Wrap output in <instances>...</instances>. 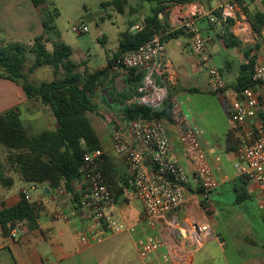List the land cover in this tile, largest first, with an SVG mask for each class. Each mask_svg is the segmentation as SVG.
Returning <instances> with one entry per match:
<instances>
[{"label":"crops","instance_id":"obj_1","mask_svg":"<svg viewBox=\"0 0 264 264\" xmlns=\"http://www.w3.org/2000/svg\"><path fill=\"white\" fill-rule=\"evenodd\" d=\"M129 1L121 13L125 19L116 40V50L106 54L107 62L118 49L120 33L128 29L131 33L136 32V27H142L148 16L145 7L129 6ZM229 2L234 5V11L232 15L225 16L221 11ZM110 4L116 7L113 1L106 6ZM192 11L198 12L195 25L207 39L214 65L226 82L227 88L222 96L211 91L207 71L190 51V34L185 25ZM257 14H264V0H192L167 9L166 18L170 28L163 40L167 51L163 76L170 84L169 98L181 103L188 120L200 131L202 148L219 181V186L209 193L208 199L204 198L193 175L192 165L183 153L175 127L166 121L172 154L189 173L186 201L179 210L169 214L168 219L173 226L190 222L209 223L211 232L203 244L188 246L165 219L154 227H148L142 222L144 210L140 201L136 198L139 203L137 207L131 199L127 201L130 195H134L132 190L126 194L125 200L113 203L107 211L127 225L135 226V231L107 234L102 243L81 241L82 224L75 215L76 207L70 197L50 190L47 184H38L32 189L36 191L34 196L29 192V201L39 205L38 228L30 229L26 222H19L5 236L0 224V264H210L219 254L225 264H264V193L257 183L238 174L235 152L226 151L227 134L232 132L242 144L247 127L238 129L232 123L225 102L230 103L236 97L241 66L249 57L257 56L255 70L264 64V26L261 34L254 31ZM228 18L234 21L229 33L240 41V46L226 44L225 39L231 40L226 36L224 27ZM179 30L183 33L170 36L171 32ZM0 31V37L7 42L31 45L44 32L42 17L31 0H0ZM46 48L49 52L54 49L50 50L47 44ZM115 77L114 82L110 83L113 89L109 87V90L121 102L111 101L110 104H117L122 110L123 105L134 102L136 86L124 82L127 78L123 70H118ZM259 91L264 94V84ZM10 109H18L30 134L58 128L49 106L39 100L28 99L14 82L0 79V114ZM117 117L106 122L109 125L116 120L124 128L126 121H123L121 112ZM102 123L109 137L107 123ZM104 147L119 173L124 175V165L113 153L111 140L109 146ZM1 149L5 148L0 145ZM1 163L5 165L6 175L13 177L14 185H0V211L19 204L22 190L27 187L15 168L7 165L5 159ZM81 185L77 183L76 189L79 190ZM62 216L67 218L63 219ZM13 231L16 233L14 237ZM150 235L159 236L164 246L148 259H142L138 244ZM241 253L245 254L244 258Z\"/></svg>","mask_w":264,"mask_h":264},{"label":"built area","instance_id":"obj_2","mask_svg":"<svg viewBox=\"0 0 264 264\" xmlns=\"http://www.w3.org/2000/svg\"><path fill=\"white\" fill-rule=\"evenodd\" d=\"M233 11L234 5L229 2L221 12L229 16ZM197 16V11L190 12L185 25L190 34L188 45L207 71L211 91L222 96L227 85L214 65L207 39L195 25ZM211 20L214 21L213 18ZM140 28L136 27L137 30ZM89 29L85 22L72 28L77 34H85ZM166 58L167 51L162 37L155 35L150 41L121 54L115 60V71L139 68L144 70V77L136 87L134 102L137 105L159 110L168 100L170 84L163 76ZM252 80L255 87L237 93L230 103L225 102V109L238 129L247 127L246 138L235 153L238 174L257 183L264 193V94L259 91V87L264 84V64L255 70ZM169 111L170 123L175 127L183 153L192 165L193 175L204 198L208 199L209 193L219 186V181L202 148L200 131L188 120L180 102L172 100ZM108 134L113 153L124 165V175L129 187L143 206L142 222L148 227H154L161 219H165L173 226L168 215L184 205L189 173L172 154L171 139L165 123L157 119H130L124 128L109 124ZM105 154L104 150H95L87 152L83 157L85 167L81 173L88 192L82 197L81 204L75 211L82 224L83 233L79 238L81 241L102 243L107 234H119L127 230L133 232L136 228L107 211L114 203L112 192L105 184L102 173L96 170ZM34 187L27 186L22 190L27 200L30 189ZM57 192L59 195L66 194L64 189ZM173 229L190 247L203 244L211 232L207 222L176 224ZM12 235L14 237L16 233ZM138 245L140 257L148 259L164 246V241L157 235H150L139 241Z\"/></svg>","mask_w":264,"mask_h":264},{"label":"trees","instance_id":"obj_3","mask_svg":"<svg viewBox=\"0 0 264 264\" xmlns=\"http://www.w3.org/2000/svg\"><path fill=\"white\" fill-rule=\"evenodd\" d=\"M151 4L150 13L145 18L141 29L131 33L129 29L120 33L119 46L112 59H109L105 68L90 72L87 68H79L86 63H77L73 59L74 51L65 42L60 40V34L54 25L59 12L50 10V0H31L42 17L44 32L35 38L33 44L21 42L0 43V79L14 82L24 91L30 100H39L49 106L58 122V128L47 130L39 134H30L24 126L18 109H10L0 114V145L7 152L6 164L20 174L27 186L47 184L50 190L64 189L66 194L78 209L82 197L88 192L81 170L85 167L84 155L95 150H105L89 114L93 111L94 98L97 92H103L114 82L117 71L113 70L115 60L123 53L136 49L150 41L155 35H160L162 41L170 26L167 22V9L175 4H183L192 0H143ZM119 13L124 12L127 0H113ZM254 22V31L261 34L264 26V14H257ZM234 21L226 19L224 27L228 46H240L230 32ZM1 32V31H0ZM183 31H174L170 36H177ZM58 37L53 41V51L49 52L46 43L52 35ZM27 53L34 55V63L27 71ZM257 56L248 58L241 66L236 90L238 93L246 88L255 87L252 76L255 72ZM43 66L53 69L54 79L50 82L33 84L30 75ZM125 83H140L144 77V70H123ZM135 87V88H136ZM113 89V87H112ZM120 97V95H119ZM105 102H121L108 91L103 95ZM171 99L165 102L162 109L154 110L147 106H139L135 102L123 105L121 116L123 121L143 118L157 119L162 122L170 121ZM110 122V121H108ZM112 123V122H111ZM118 128H123L114 120ZM241 147L239 140L229 132L226 137V151L237 152ZM5 165L0 163V185L12 187L13 177L6 175ZM97 171L103 175L105 184L112 192L113 202H122L126 194L131 191L125 175H121L115 167L111 157L105 154L99 162ZM80 182V189L76 184ZM39 205L30 202L22 194V200L12 208H3L0 211V224L3 234L9 235L19 222H26L30 229L38 228Z\"/></svg>","mask_w":264,"mask_h":264},{"label":"rangeland","instance_id":"obj_4","mask_svg":"<svg viewBox=\"0 0 264 264\" xmlns=\"http://www.w3.org/2000/svg\"><path fill=\"white\" fill-rule=\"evenodd\" d=\"M113 0H50V10L53 12L58 10L59 16L55 19L54 25L56 30L60 33L61 40L69 45L74 51L73 59L81 64L86 63L85 66L80 67L82 72L87 68L90 72L105 68L107 60L106 54L116 50V40L119 31L123 29L122 20L125 19L123 14L119 13L113 4L106 6L108 2L112 3ZM129 6L142 5L146 9L145 14L150 13L151 4L148 2H141L138 0H130ZM112 16V18H108ZM106 18L105 20H102ZM81 22L89 25V32L85 34H77L73 32L72 28ZM58 39L56 35L51 36V40L46 43L48 48H53V41ZM6 41L5 38L0 37V43ZM34 62V55L27 53V71ZM54 79L53 70L49 66L37 68L34 73L30 75V81L33 84H40L43 82H50ZM110 91L109 89L105 90ZM103 92H97L94 98L93 111L89 114L92 119V124L96 129L100 140L104 146H109L110 140L104 131V124L102 121H110L116 118L121 112L117 104L109 105L105 102ZM119 119V117H117ZM108 126V123L106 124ZM8 155L7 150H0V163L6 160ZM8 172V170H7ZM30 194H36L35 190L30 189ZM135 195V194H134ZM130 195L127 201L132 200V204L136 207L139 206L137 197ZM232 196H229L231 198ZM232 199V198H231ZM215 260L210 264H225L224 258L219 254ZM242 258L245 254L241 253Z\"/></svg>","mask_w":264,"mask_h":264},{"label":"water","instance_id":"obj_5","mask_svg":"<svg viewBox=\"0 0 264 264\" xmlns=\"http://www.w3.org/2000/svg\"><path fill=\"white\" fill-rule=\"evenodd\" d=\"M46 192H47V193L49 192V191H48V189H47V191H46Z\"/></svg>","mask_w":264,"mask_h":264}]
</instances>
